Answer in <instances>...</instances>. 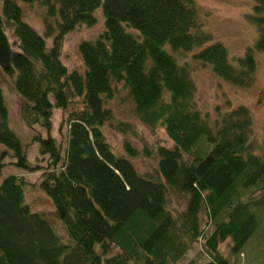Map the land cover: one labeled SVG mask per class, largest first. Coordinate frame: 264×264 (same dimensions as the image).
Returning a JSON list of instances; mask_svg holds the SVG:
<instances>
[{
    "label": "trees",
    "instance_id": "1",
    "mask_svg": "<svg viewBox=\"0 0 264 264\" xmlns=\"http://www.w3.org/2000/svg\"><path fill=\"white\" fill-rule=\"evenodd\" d=\"M18 1L42 8L44 36L25 21ZM18 1L0 0V71L24 100L25 126L46 131L33 139L47 165L28 162L8 126L1 85L0 144L16 168L40 173L39 189L54 209L32 211L26 182L14 174L0 179V264H194L180 260L198 241L205 264H229L219 243L229 239L239 251L257 226L253 209L264 207V150L252 151L246 106H216L212 118L196 107L188 64L175 54L190 52L236 87L251 85L253 53L264 51V0H254L247 18L258 36L238 67L202 29L194 0ZM99 7L102 32L77 48L84 72L68 71L59 60L62 38L80 24L94 25ZM121 89L137 120L151 129L161 125L174 144L157 147L152 171L137 173L129 157L138 152L124 141L129 157L115 154L102 132L113 119L106 102ZM73 98H81L82 110L67 111ZM54 108L67 111L63 154L49 135ZM172 196L183 208H170ZM200 212L212 227L207 235Z\"/></svg>",
    "mask_w": 264,
    "mask_h": 264
},
{
    "label": "rangeland",
    "instance_id": "2",
    "mask_svg": "<svg viewBox=\"0 0 264 264\" xmlns=\"http://www.w3.org/2000/svg\"><path fill=\"white\" fill-rule=\"evenodd\" d=\"M18 1V0H17ZM201 16L199 20L202 29L211 35V42L221 43L228 52L229 62L238 67L237 60L245 54V50L252 48L255 39L258 36L257 28L250 22L248 16L252 13L254 0H194ZM21 6V2H19ZM23 16L25 21L44 36L45 29L40 19L42 8L22 4ZM101 7L96 9V22L92 26L84 24L74 27L62 38L60 59L66 69L77 71L81 74L84 72V64L78 52V45L83 40L94 39L104 28V17L102 16ZM10 35V33H9ZM47 45H50L51 39H46ZM180 63L188 64L191 78L195 85L194 102L203 113H208L209 117H214L216 106L223 107L227 110L238 105L246 106L252 116V133L250 143L254 154L260 155L264 148V51H254L255 69L253 81L247 87H236L220 79L213 74L209 66H201L191 59L190 52L175 54ZM12 78L5 76L0 71V85L3 90L5 104L8 109V122L10 128L20 137L22 147L26 152L27 160L30 164L47 165V160L40 157L38 143L34 141L35 135L46 136V131L38 125L32 127L25 126L21 117V105L23 98L17 94L12 86ZM81 98H73L67 111L82 110ZM126 90H119L113 99L106 102V106L111 109L113 114L112 122H107L102 127V132L107 143L110 144L115 154L127 156L123 148L124 141L129 142L130 146L138 152L136 157H129L130 163L137 173L152 171L157 168L158 146H164L172 149L174 144L168 137L164 128L157 125L154 129L142 124L132 112V102ZM66 111V112H67ZM59 108H54L51 116V129L49 135L53 137L60 146L63 154L66 148L67 139V113ZM117 123L126 124L124 132H117L115 125ZM212 145H209V148ZM145 150L149 151L145 155ZM5 152V153H3ZM3 153V154H2ZM0 161L4 163L1 168L0 179L6 175H17L26 182L24 188L25 202L32 211L53 210L51 199L38 186L39 172H27L16 168L14 158L10 151L0 144ZM170 208L173 210L183 208V203L175 196L171 197ZM257 226L239 249L232 251L231 240L226 239L219 243V254L227 258L229 264H264V207L253 209ZM201 227L204 234H209L212 227L207 223L208 218L205 213L200 212ZM61 232V230H59ZM202 241L195 244H189L180 262L193 261L194 264H205L206 256L201 249ZM112 254L118 252L115 247L111 248Z\"/></svg>",
    "mask_w": 264,
    "mask_h": 264
}]
</instances>
